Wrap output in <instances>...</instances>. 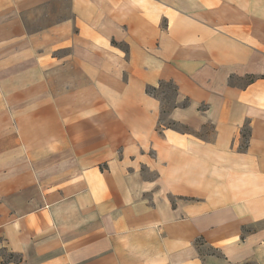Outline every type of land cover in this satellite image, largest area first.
I'll list each match as a JSON object with an SVG mask.
<instances>
[{
	"label": "crops",
	"instance_id": "0c3cea01",
	"mask_svg": "<svg viewBox=\"0 0 264 264\" xmlns=\"http://www.w3.org/2000/svg\"><path fill=\"white\" fill-rule=\"evenodd\" d=\"M0 264H264V0H0Z\"/></svg>",
	"mask_w": 264,
	"mask_h": 264
},
{
	"label": "trees",
	"instance_id": "16d2710c",
	"mask_svg": "<svg viewBox=\"0 0 264 264\" xmlns=\"http://www.w3.org/2000/svg\"><path fill=\"white\" fill-rule=\"evenodd\" d=\"M255 79V77H249V81H253ZM160 90H162L166 95L169 96V92H171L173 94L172 96V99L168 100L169 103H172L170 104V109H165V104H164V99L161 98L158 94V92H160ZM146 92L150 95H153L155 97H157L161 103H162V115H161V118H160V123H159V128H161V124L162 122L164 121L165 119V115L168 116L170 111L174 108H176L178 105L175 101L176 99V95L178 93V88L176 86V84H174L173 82H161L158 86H148L146 88ZM188 100H186L184 103H182V106L183 107H186L188 105ZM167 127H170V128H173V129H176V130H179V131H182V132H188L189 129L187 126H184V125H181V124H178L174 121H171L169 120L168 123L166 124ZM249 134V131L244 133V136L247 137ZM15 258V255L13 254H10L8 257H5L4 260L7 261V260H10V259H14Z\"/></svg>",
	"mask_w": 264,
	"mask_h": 264
},
{
	"label": "rangeland",
	"instance_id": "374dc122",
	"mask_svg": "<svg viewBox=\"0 0 264 264\" xmlns=\"http://www.w3.org/2000/svg\"><path fill=\"white\" fill-rule=\"evenodd\" d=\"M158 94L161 98L164 99L165 109H167V110L170 109V104L172 103V101H171V103H169V102L172 99L173 94L171 92H169V96H168L162 90H160V92H158ZM168 100H169V102H168ZM168 121L169 120L167 119V116L165 115V119L163 122L167 124Z\"/></svg>",
	"mask_w": 264,
	"mask_h": 264
}]
</instances>
